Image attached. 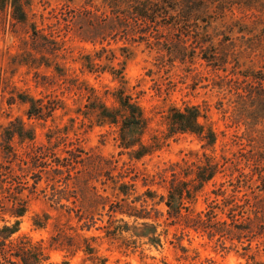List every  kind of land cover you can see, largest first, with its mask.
Masks as SVG:
<instances>
[{
  "label": "rangeland",
  "instance_id": "obj_1",
  "mask_svg": "<svg viewBox=\"0 0 264 264\" xmlns=\"http://www.w3.org/2000/svg\"><path fill=\"white\" fill-rule=\"evenodd\" d=\"M12 2L0 0V229L18 222L8 239L0 234V251L10 264H22L10 255L33 247L38 264H264L261 238L248 222L252 206L264 203V187H257V175L249 181L253 161L237 164L234 157L249 142L239 140L244 125L226 104L235 93L224 81L235 78L233 62L214 70L200 58L198 43L172 26L158 27L153 38L148 33L147 44L107 39L94 45L77 36L78 24L63 38L66 20L83 1L19 0L23 22L14 19ZM227 6L225 25L214 24L209 37L215 44L234 41L240 63L259 66L264 42H245L249 36L241 39L230 24L239 21L258 34L264 0H227ZM34 31L47 41L34 40ZM178 39L196 49L193 59L159 57L149 49ZM102 48L109 52L96 63L119 70L124 62L122 80L83 67L82 57ZM222 79L223 91L217 86ZM91 88L108 107L114 105L110 94L121 88L138 103L148 123L141 135L148 154L136 160L119 147L116 127L84 118ZM20 97L56 109L29 118ZM185 106L206 116L200 121L216 134L213 145L203 147L189 133L166 137L169 109ZM204 165L217 173L195 191L194 175ZM238 168L249 176L240 188L229 183ZM177 186L183 196L170 199ZM213 200H230L231 207L240 201L242 207L206 216ZM19 209L24 214L14 217ZM0 264L9 263L0 256Z\"/></svg>",
  "mask_w": 264,
  "mask_h": 264
},
{
  "label": "trees",
  "instance_id": "obj_2",
  "mask_svg": "<svg viewBox=\"0 0 264 264\" xmlns=\"http://www.w3.org/2000/svg\"><path fill=\"white\" fill-rule=\"evenodd\" d=\"M81 1H83V4L72 12L69 21L66 20L67 24L62 29L65 31L63 38L67 37L69 33L74 32V27L78 24L77 36L82 41L90 42L94 45L96 43L102 44L107 39L114 40L115 42L121 41L128 45L135 43L147 44L148 33L149 37L152 36L153 38L152 33L157 32L158 27L172 26L178 30L179 36L182 35L198 43L200 58L214 70L222 69L223 65L226 66L230 61L233 62L230 74L235 78H226L228 76L226 75L224 81L233 83L235 93L233 98L229 97L227 99L226 104L234 111L238 123L244 125L245 130L242 136L238 137L239 140L242 141V139L247 138L249 142L247 150L246 148H241L240 151L236 152L237 155H233L237 164L242 161H246L247 163L253 161L249 181L252 180L253 176L257 175V181L259 182L257 187H264V62L255 67H244L245 65L240 63V51L239 53L237 52L234 41L220 40L215 44L214 38L209 37L208 33V30L214 24L225 25L223 23L224 19H222L224 12H230V7L227 6V0ZM97 2L100 4H95ZM12 7L14 19L23 22L25 16L19 0H13ZM230 25L233 28H237L236 33L241 35V39L249 36L245 42L251 44H261L264 42V28L258 34H255L253 28H248L239 21L232 22ZM231 30L233 29L231 28ZM34 32V40L41 38L47 41L46 36L39 35L37 31ZM227 41L230 42L225 43ZM250 47L252 45L249 44L246 49ZM149 49L155 50L159 57L167 56L180 60L193 59L196 54V49H190L187 42L179 39L178 41L170 42L168 46H164L161 43H151ZM120 50L122 53L128 52L126 46L121 47ZM108 52V50L102 48L99 52H95L93 56H83V67L90 73L108 71L114 76V79L122 80L124 62L121 63L119 70H114V66H110L109 68L104 65L101 67L96 63V60H101L102 56ZM113 58L115 60V57H105L108 62ZM222 81L223 79L220 80L217 86H219V90L223 91ZM88 92L91 94L87 99L88 103L85 106V113H83L84 118L93 117L99 125L116 127L119 147L129 150L130 155L136 160L148 154L151 147L141 143V135L147 128L148 123L143 109L138 103L130 95H126L125 90L122 88L112 94L109 93L114 104L110 107L93 95L95 93L94 89L91 88ZM224 95L225 97L223 99H226L227 94L225 93ZM20 100L29 105L27 111L29 118H41L45 109L48 112H53L56 109L51 106L44 107L32 98L20 97ZM166 119L167 138L189 133L196 135L199 140L204 141L205 144L203 147H209L216 142L217 136L214 131L200 121L201 119L206 120V116L202 114L197 106H185L182 109L173 107L169 109ZM15 133L21 140H25L19 132ZM32 136L30 132L27 140L31 141L33 139ZM228 160L226 159L225 161ZM209 166L204 165L199 167L195 173L194 182L199 183V185L194 187L195 191L201 189L204 183L211 181L217 173L215 166ZM236 172L238 173L237 179H235V182L229 181V183H235L234 185L236 187H239V185L241 187L244 184L242 180L249 176L245 175L239 168ZM174 190L169 191L168 197L170 199L175 196H179L178 198L183 196L184 191L182 186H177ZM187 196V199H189V194ZM167 206H170L169 201H167ZM231 206L232 202L230 200H221L218 203L216 200H213L211 201L210 210H208L206 216L214 214L215 210L221 212H224L226 209L234 211L242 207V204L238 201L233 207ZM262 210H264V203L259 202V204H254L251 209V212L254 213L253 217L249 218L248 221L249 224H253L261 238L259 243H257V247H264V214L255 213ZM23 214L24 210L22 209L12 213L14 217H21ZM197 219L200 222L203 221L201 216H198ZM223 222L221 224L225 225L226 221ZM17 225L18 222L10 228L8 226L2 227L0 229L2 238L8 239L12 234L16 233ZM236 229L240 232L245 230L239 226ZM3 253L4 250H1L0 256L2 260L10 264V260ZM10 256L18 259L22 264H38L39 262L36 257L38 255H35L34 247L32 249L21 250L15 255Z\"/></svg>",
  "mask_w": 264,
  "mask_h": 264
}]
</instances>
